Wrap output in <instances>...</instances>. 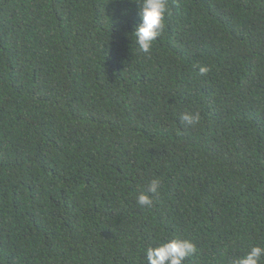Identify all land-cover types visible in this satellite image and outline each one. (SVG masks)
<instances>
[{
  "label": "trees",
  "instance_id": "trees-1",
  "mask_svg": "<svg viewBox=\"0 0 264 264\" xmlns=\"http://www.w3.org/2000/svg\"><path fill=\"white\" fill-rule=\"evenodd\" d=\"M167 3L145 54L130 0H0V264H147L173 238L197 245L185 264H230L264 246V0Z\"/></svg>",
  "mask_w": 264,
  "mask_h": 264
},
{
  "label": "clouds",
  "instance_id": "clouds-1",
  "mask_svg": "<svg viewBox=\"0 0 264 264\" xmlns=\"http://www.w3.org/2000/svg\"><path fill=\"white\" fill-rule=\"evenodd\" d=\"M137 5L139 23L133 26V30L126 35L135 45L139 53H150L154 42L162 33L165 26L166 15H170L167 0H130ZM122 16L127 15V10H122ZM210 71L207 65L199 67L201 75ZM185 124L194 126L200 122L199 113L185 112L180 117ZM162 188V179L151 180L146 192L136 196V202L141 207L151 208L158 198ZM197 245L191 239L173 238L156 246L145 249L147 264H185L188 257L196 255ZM264 261V246H252L244 256L233 259L230 264H262Z\"/></svg>",
  "mask_w": 264,
  "mask_h": 264
}]
</instances>
